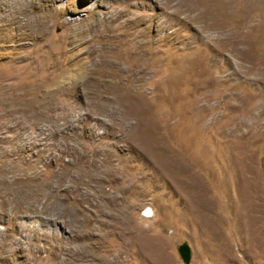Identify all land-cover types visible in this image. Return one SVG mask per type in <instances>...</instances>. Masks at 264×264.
I'll return each instance as SVG.
<instances>
[{
    "label": "rangeland",
    "instance_id": "1",
    "mask_svg": "<svg viewBox=\"0 0 264 264\" xmlns=\"http://www.w3.org/2000/svg\"><path fill=\"white\" fill-rule=\"evenodd\" d=\"M183 245L264 264V0H0V264Z\"/></svg>",
    "mask_w": 264,
    "mask_h": 264
},
{
    "label": "water",
    "instance_id": "2",
    "mask_svg": "<svg viewBox=\"0 0 264 264\" xmlns=\"http://www.w3.org/2000/svg\"><path fill=\"white\" fill-rule=\"evenodd\" d=\"M179 253L185 264H188L191 256L189 248L186 245H183L179 248Z\"/></svg>",
    "mask_w": 264,
    "mask_h": 264
},
{
    "label": "bare ground",
    "instance_id": "3",
    "mask_svg": "<svg viewBox=\"0 0 264 264\" xmlns=\"http://www.w3.org/2000/svg\"><path fill=\"white\" fill-rule=\"evenodd\" d=\"M53 3L57 2L58 0H51ZM70 1V0H69ZM185 1V0H184ZM252 1V0H251ZM258 1V0H257ZM167 2V1H166ZM67 10V9H66ZM69 10V9H68Z\"/></svg>",
    "mask_w": 264,
    "mask_h": 264
},
{
    "label": "snow or ice",
    "instance_id": "4",
    "mask_svg": "<svg viewBox=\"0 0 264 264\" xmlns=\"http://www.w3.org/2000/svg\"><path fill=\"white\" fill-rule=\"evenodd\" d=\"M146 214H150V213H146Z\"/></svg>",
    "mask_w": 264,
    "mask_h": 264
}]
</instances>
